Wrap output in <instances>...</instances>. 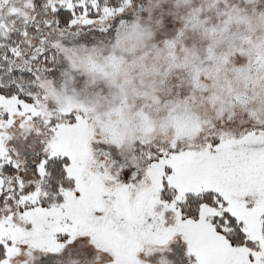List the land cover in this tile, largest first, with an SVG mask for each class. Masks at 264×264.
<instances>
[{
    "label": "snow or ice",
    "instance_id": "snow-or-ice-1",
    "mask_svg": "<svg viewBox=\"0 0 264 264\" xmlns=\"http://www.w3.org/2000/svg\"><path fill=\"white\" fill-rule=\"evenodd\" d=\"M0 264H264V0H0Z\"/></svg>",
    "mask_w": 264,
    "mask_h": 264
}]
</instances>
